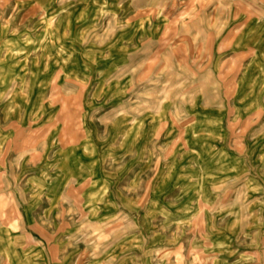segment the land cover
Wrapping results in <instances>:
<instances>
[{
  "label": "rangeland",
  "instance_id": "374dc122",
  "mask_svg": "<svg viewBox=\"0 0 264 264\" xmlns=\"http://www.w3.org/2000/svg\"><path fill=\"white\" fill-rule=\"evenodd\" d=\"M263 18L264 0H0V264H264V115H240L233 26Z\"/></svg>",
  "mask_w": 264,
  "mask_h": 264
},
{
  "label": "crops",
  "instance_id": "0c3cea01",
  "mask_svg": "<svg viewBox=\"0 0 264 264\" xmlns=\"http://www.w3.org/2000/svg\"><path fill=\"white\" fill-rule=\"evenodd\" d=\"M250 24H251V21H248V20L247 21L241 20V21L233 24V26L239 25V26H236L235 29H237L236 30L237 32L234 35L235 62L236 61L237 62H246V64H244V67L241 69V71L239 72V74L236 78L237 95H238L237 99L240 100V104H241L240 105V108H241L240 109V111H241L240 115L243 116V114H244L247 118H249V116H253V119L257 116L258 119H256V120L259 121V118L264 115V108L262 106V104L264 103V71H262L263 73L260 72L261 68L263 69L264 67H260L259 65H257L255 63V61L257 59L264 60V18H263V20H258V22L256 23V26H254L255 29H252ZM6 55H8V54H6ZM9 56L12 57L13 55H11V53H10ZM11 57H10V59H11ZM8 59H4L5 62L0 61L1 64H3V67L7 66ZM20 69H22V68L20 67ZM12 70L17 71L18 69H17V67H14ZM0 87H2V86H0ZM242 106H244V107H242ZM10 134L11 133L9 131L7 133L0 134V136L6 137ZM259 139H262V136ZM75 151L80 152V154L83 153V157H81V159L78 160V162L80 164L89 163L91 161V158L87 157V155L83 149L81 150L78 147L77 150H75ZM87 159H89V162ZM172 178L173 177H167L166 179H164V182H171V183L176 182L180 185H182V183H184L185 181L187 183L190 182V179H188V178L181 179L180 181H178L179 180L178 178H176V179H172ZM81 182L85 183V184L88 183L87 185H90V187L93 188L91 184L97 183V184L103 185L105 183H108L109 181L106 179H102V178L96 179L94 176H89V177L86 176L82 179ZM157 182L161 183L160 180H158ZM95 188L98 189L99 187L96 185ZM179 191H181V190H179ZM190 194L191 195L193 194V191L191 189H189L187 191V193H182V192L179 193L178 197H179V199H184V197H185V200H186L190 197L189 196ZM167 196L168 195H166V193L155 192V194L152 198V201H156L157 202L156 204L159 205L158 201H160V200H162V202L165 201ZM187 196H189V197H187ZM106 200H108L107 197H106ZM161 204L169 206L168 203H165V204L161 203ZM113 205H114V203H113ZM172 210L178 211L177 209H173V208H172ZM0 232H1V230H0ZM1 238H2V236L0 235V240H1ZM11 239H12V237H10V239L8 241L9 242L8 246H11L10 244H12ZM1 246H2V241L0 242V247ZM30 246L32 247V244H30ZM15 248L18 250V248H22V247L18 245ZM48 248L49 247H47V249ZM0 254H1V250H0ZM22 259L23 260H29V264H37V262L34 263L35 259H34V257H32V255L28 256V257H24ZM46 260H47V263L50 264L48 257L46 258ZM65 260H66V258L64 259V261ZM75 260H76V258L73 260V263L76 262ZM40 263L45 264L46 262L43 259ZM53 263L60 264V261H58V262L56 261Z\"/></svg>",
  "mask_w": 264,
  "mask_h": 264
}]
</instances>
